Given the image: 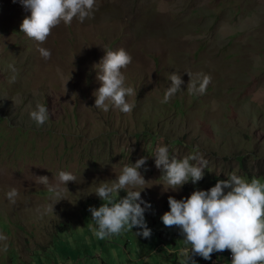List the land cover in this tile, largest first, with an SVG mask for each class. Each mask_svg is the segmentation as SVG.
Returning a JSON list of instances; mask_svg holds the SVG:
<instances>
[{
    "label": "rangeland",
    "instance_id": "obj_1",
    "mask_svg": "<svg viewBox=\"0 0 264 264\" xmlns=\"http://www.w3.org/2000/svg\"><path fill=\"white\" fill-rule=\"evenodd\" d=\"M25 16L19 2L0 0V233L8 237L0 264H181L183 236L161 219L168 196L208 190L233 171L264 182V0H96L92 17L61 22L43 44L20 32ZM120 48L132 56L121 70L125 86L137 93L127 97L135 105L127 114L94 107V65L104 49ZM173 72L182 90L161 103ZM185 72L211 76L205 94L188 92ZM37 103L50 113L42 126L30 118ZM157 145L178 158L201 152L209 161L203 179L167 190L155 167ZM141 157L147 183L137 190L151 205V237L133 228L98 239L88 211L103 203L96 186ZM61 170L76 182L54 213L43 214L54 193L34 176L56 184ZM12 188L14 203L6 197ZM225 251L215 259L226 262Z\"/></svg>",
    "mask_w": 264,
    "mask_h": 264
},
{
    "label": "clouds",
    "instance_id": "obj_2",
    "mask_svg": "<svg viewBox=\"0 0 264 264\" xmlns=\"http://www.w3.org/2000/svg\"><path fill=\"white\" fill-rule=\"evenodd\" d=\"M19 2L30 16H25L20 24V32L28 38L43 44L51 35L52 29L60 25H70L74 18L81 23L94 14L96 0H12ZM41 57L51 58V51L38 47ZM105 55L98 64L96 79L100 87L93 92L94 107L109 111V107L119 109L122 113H130L135 107L129 103L127 97L137 95L131 86H125V76L122 69L132 62V56L123 48L118 50L104 49ZM15 73L14 66H9ZM60 73V69H57ZM187 73L189 81L187 90L193 95H203L211 83V76L207 74ZM170 84L166 88L161 103L169 100L182 90L184 81L181 74L173 72L168 77ZM15 81V75L10 82ZM49 109L40 103L30 112V118L37 126H42L49 119ZM155 167L162 172V179L168 189L176 191L191 181L193 185L201 181L209 161L199 151L183 158L169 155L167 145H157L154 154ZM147 157H141L134 164H126L120 174L113 180L99 181L95 194L103 201L97 208L89 206L91 219L95 222L94 235L98 239L119 235L124 231L138 229L134 234L143 238H150L152 230L145 220L146 209L151 205L141 199L138 187L147 182L139 169L145 166ZM148 169L145 168V171ZM36 183L43 185L49 192L54 193L51 203L44 208V213H54V205L65 199L63 193L67 191L68 182H76V176L71 172L59 171L57 183H50L48 176H34ZM226 179L217 180L208 190L196 189L186 198L176 199L168 196L170 210L161 219L166 227H177L183 236L186 247L180 249L183 258L181 264H196L193 257L204 259L203 263L217 261L212 258L213 253L228 250L231 253V264H264V182L257 177L246 179L233 171ZM62 185L64 187H62ZM146 188V187H144ZM142 188V190L144 189ZM121 190L127 195L116 199ZM18 190L10 189L6 193L9 201L15 202ZM115 194V195H114ZM142 205H144L142 207ZM8 237L0 233V250L7 251ZM190 246V247H189ZM227 252V253H229Z\"/></svg>",
    "mask_w": 264,
    "mask_h": 264
},
{
    "label": "crops",
    "instance_id": "obj_3",
    "mask_svg": "<svg viewBox=\"0 0 264 264\" xmlns=\"http://www.w3.org/2000/svg\"><path fill=\"white\" fill-rule=\"evenodd\" d=\"M219 253H222V252H219ZM213 254H214V253H213ZM213 254H212V255H213ZM225 256H226V258H227V261H226V262H222V261L217 260V263H218V264H228V256H227L226 252H225ZM212 257H214V255H213ZM213 259H215V257H214ZM209 264H210V263H209Z\"/></svg>",
    "mask_w": 264,
    "mask_h": 264
},
{
    "label": "built area",
    "instance_id": "obj_4",
    "mask_svg": "<svg viewBox=\"0 0 264 264\" xmlns=\"http://www.w3.org/2000/svg\"><path fill=\"white\" fill-rule=\"evenodd\" d=\"M226 251L229 252L228 250H226ZM228 259L231 262V253L230 252L228 253ZM210 264H217V263H216V261L213 260V261H210Z\"/></svg>",
    "mask_w": 264,
    "mask_h": 264
},
{
    "label": "trees",
    "instance_id": "obj_5",
    "mask_svg": "<svg viewBox=\"0 0 264 264\" xmlns=\"http://www.w3.org/2000/svg\"><path fill=\"white\" fill-rule=\"evenodd\" d=\"M262 175H264V174H262ZM169 210H170V208H169V205H168V202H167L166 207H165V211L167 212Z\"/></svg>",
    "mask_w": 264,
    "mask_h": 264
},
{
    "label": "bare ground",
    "instance_id": "obj_6",
    "mask_svg": "<svg viewBox=\"0 0 264 264\" xmlns=\"http://www.w3.org/2000/svg\"><path fill=\"white\" fill-rule=\"evenodd\" d=\"M226 252V254H227V256H228V253H227V251H225ZM216 263H217V261H216ZM218 264V263H217ZM228 264H231V262L229 261V259H228Z\"/></svg>",
    "mask_w": 264,
    "mask_h": 264
}]
</instances>
